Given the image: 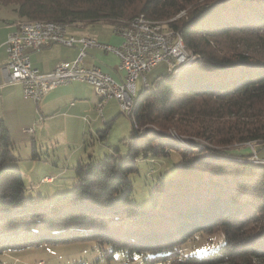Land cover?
<instances>
[{"label":"trees","instance_id":"1","mask_svg":"<svg viewBox=\"0 0 264 264\" xmlns=\"http://www.w3.org/2000/svg\"><path fill=\"white\" fill-rule=\"evenodd\" d=\"M23 20L115 26L137 16L165 22L200 60L176 79L162 75L137 99L125 158L80 161L74 188L25 195L11 133L0 119V253L44 242L96 240L142 264H224L264 259V0H0ZM183 13V14H182ZM182 14V15H180ZM180 15V16H179ZM110 125L109 122L106 123ZM180 153L149 207L133 198L138 159ZM256 153H258L256 148ZM258 155V154H257ZM245 159V160H243ZM217 230L216 248L184 244Z\"/></svg>","mask_w":264,"mask_h":264},{"label":"rangeland","instance_id":"2","mask_svg":"<svg viewBox=\"0 0 264 264\" xmlns=\"http://www.w3.org/2000/svg\"><path fill=\"white\" fill-rule=\"evenodd\" d=\"M183 14V13H182ZM180 14V15H182ZM179 15V16H180ZM119 23H128L120 21ZM72 29H80L71 33ZM70 33V34H69ZM92 36L99 41L110 43L116 36L114 26L95 23L87 26H68L67 36ZM117 37V36H116ZM112 44V43H111ZM168 74V64L161 61L150 71L140 75L137 81V97L142 92L143 77L152 85L156 79ZM105 122L99 127L80 131L76 123H65L60 120L54 125H46L43 119L34 120L35 133H24L16 120L12 125L11 139L16 160L7 166L20 169L25 182V195L34 198H55L59 194L71 191L76 184V168L80 161H102L106 155L125 158L131 142L133 121L131 116L122 111L120 104L112 100L103 108ZM100 117L101 114L99 113ZM89 123L90 115L84 116ZM27 127V126H26ZM25 127V128H26ZM15 128H19L16 131ZM15 130V131H14ZM245 148L264 159V145L251 144ZM180 153L173 150L167 156L143 157L138 159V169L129 174L133 183V198L137 204L149 207L152 202L151 193L159 178L168 177L176 172V164L180 161ZM245 160V159H243ZM44 177H52L54 182ZM219 232L197 234L184 244L182 251L189 253L203 247L213 250L216 247L208 242L218 241ZM110 247H101L96 240L44 242L21 248H11L0 253V264H124L125 256L116 252L110 257ZM129 264H142L141 259ZM224 264H264V259L230 261Z\"/></svg>","mask_w":264,"mask_h":264},{"label":"built area","instance_id":"3","mask_svg":"<svg viewBox=\"0 0 264 264\" xmlns=\"http://www.w3.org/2000/svg\"><path fill=\"white\" fill-rule=\"evenodd\" d=\"M67 30L68 25L64 23L30 19L21 20L16 29L9 33L6 40L11 69L9 81L21 83L26 98L38 101L60 85L84 81L93 86L99 97L96 108L102 118L103 108L111 99H116L122 111L133 116L140 75L150 71L159 62L166 61L168 74L174 80L189 71L201 58L199 54L188 50L179 32L169 29L165 22L150 19L144 14L128 23L114 26V32L122 38L120 44L102 42L92 36H67ZM56 43L66 46L79 44L81 49L78 57L73 61L58 63L50 72H42L34 67L28 49L37 50ZM89 48L115 54L120 59V68L125 72L124 79L116 80L99 65H84L83 57ZM142 81V90L148 89L150 84L146 76ZM34 130L26 129L30 132ZM248 160L264 164V159L259 158L256 152Z\"/></svg>","mask_w":264,"mask_h":264},{"label":"crops","instance_id":"4","mask_svg":"<svg viewBox=\"0 0 264 264\" xmlns=\"http://www.w3.org/2000/svg\"><path fill=\"white\" fill-rule=\"evenodd\" d=\"M21 20L23 19L19 16L15 5L0 3V119L4 121L10 133H13L12 125L16 120L19 127H23L24 133L31 134L36 131L30 132L26 129L34 128L33 122L37 119H43L46 125H54L62 119L65 123H76L80 131L87 129V126L95 129V127H99L102 121L106 124L108 122L105 119L106 117L104 114L103 118L100 117L96 108L99 97L96 95L93 86L88 82L74 81L70 84L60 85L49 91L42 99L36 101L24 96L21 83L9 81L11 69L8 64L6 40L9 33L16 29L17 23ZM79 30L72 29L71 33ZM115 35L117 37L115 36L113 42L110 43L120 44L122 38L116 33ZM80 49L79 44L66 46L56 43L37 50L28 49V52L34 67L42 72H50L60 62L75 60L80 53ZM83 64L86 66L99 65L118 81L124 79L125 76L124 70L120 68V59L110 52L89 48L83 57ZM112 100L117 101L111 99L106 104ZM88 115L92 117V122L88 123L85 120L86 118H83ZM15 129L16 131L19 130V128ZM45 178L47 177H44L43 181H46ZM48 178L50 179V177ZM52 180L51 177L48 181L54 182Z\"/></svg>","mask_w":264,"mask_h":264}]
</instances>
